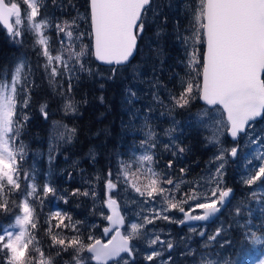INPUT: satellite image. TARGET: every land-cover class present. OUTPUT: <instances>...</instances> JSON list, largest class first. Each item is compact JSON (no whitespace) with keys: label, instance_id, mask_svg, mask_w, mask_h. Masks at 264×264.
Returning a JSON list of instances; mask_svg holds the SVG:
<instances>
[{"label":"snow or ice","instance_id":"snow-or-ice-1","mask_svg":"<svg viewBox=\"0 0 264 264\" xmlns=\"http://www.w3.org/2000/svg\"><path fill=\"white\" fill-rule=\"evenodd\" d=\"M43 6L42 0H0V26L13 43L21 46L25 37L31 35L33 51L38 57L35 69L22 57L9 72L0 74V215H12L10 223L0 225V264H55V257L70 249L71 262L65 264H137L141 257L148 264H175L171 240L161 239L155 227L149 229L148 225H155L157 220L180 226L203 221L204 224L190 226L188 230L211 242L221 236L223 226L207 236L204 229L209 222L219 220L223 211H230L232 222L247 223L245 217L252 215L248 201L254 200L264 213V137L249 139L250 144L260 147L253 148L254 154L244 158L246 166L241 179L250 189L247 197L233 206V189L223 186L228 158L233 161L238 158L240 134L248 137V130L255 122L264 120V0H194L193 29L185 43L190 40L192 44L187 67L195 76L182 79L179 92L169 93L167 103L153 93L152 104L145 106L147 115L141 129L144 138L140 141L139 154L121 160L117 170L113 172L110 168L104 178L102 208H107L109 214L103 210L98 214L101 221L107 223H92L86 227H82L83 221L73 220L72 215L59 206L61 201L68 204V195L60 192L51 180L37 183L34 172L24 167L26 145L21 135L30 118L25 109H29L38 87L35 74L42 70V77L53 89L62 87L61 81L67 79L66 91L57 94L66 96L65 115L74 114L76 105L68 95L72 92L73 77L80 73L94 75L88 66L92 58L109 66V79L133 67L131 62L139 51L138 42L145 33L147 18L149 15L160 17L164 5L157 0H89L87 33L79 30L76 19L54 22L46 18L41 14ZM53 27L55 45L46 34ZM86 37L88 43L84 42ZM138 75L133 67V79ZM157 85L158 82L153 83V87ZM125 91L126 103L133 105L139 98L137 92L131 86ZM100 100L103 102V97ZM195 100L208 106V110L198 114V119L210 131L207 142L217 148L210 162L215 163V168L206 184L195 182L181 191L184 181L176 182L168 171L173 170L174 159H168L161 169L156 149L162 145L171 157L178 158L186 148L174 136V126L165 130L168 140L161 141L150 127L151 113L153 105H157L166 109L160 115H170L176 109H189ZM47 107V103L39 105L45 120L48 119ZM213 113H219V118ZM130 115L133 121L139 119L136 111L130 109ZM175 123L173 121V125ZM75 131L54 122L51 138L71 143ZM225 136L233 141L230 148L224 146ZM49 159L51 161V155ZM185 171L180 168L181 173ZM14 193L19 196L14 197ZM122 193L126 197H122ZM69 195L96 197L95 191L80 188L73 189ZM123 198L137 207L122 214L118 201ZM46 200L49 209L44 217L47 227L43 231L51 241L49 247L56 249L54 255L45 253L37 237L41 213L35 202L42 206ZM170 212L182 215L170 216L167 214ZM198 228L201 230L197 231ZM96 229L107 239L95 235ZM241 239L243 243L233 254V264H247L246 248L252 246L261 248L255 264H264V229L258 232L249 228L241 233ZM225 243L231 244V241ZM185 255L195 256L196 253L189 249ZM201 264H215V261L204 258Z\"/></svg>","mask_w":264,"mask_h":264},{"label":"trees","instance_id":"trees-1","mask_svg":"<svg viewBox=\"0 0 264 264\" xmlns=\"http://www.w3.org/2000/svg\"><path fill=\"white\" fill-rule=\"evenodd\" d=\"M42 3L44 6L41 8V14L46 18L54 22L76 19L81 32L89 31L87 0H55V3L53 0H42ZM46 34L50 35L51 42L55 45V28L49 29ZM84 42H89L87 37ZM161 42L165 45L164 58L160 66L162 73L158 74L157 80L163 84L161 90H165L166 94L163 96L160 94L161 90H158L156 93L152 92V95L153 93L158 94L166 102L169 93L179 92L182 79L187 80L190 76L194 77L195 74L190 71L187 74V70H189L187 63L184 64L183 57L176 52L177 50L174 51V48H177L176 44H170L164 39ZM28 43V40L24 41L23 46L13 43L0 27V74L9 72L13 62L22 55V52L29 53L30 57L27 60L35 69L38 57L35 53L29 52ZM141 44L142 42L139 41L138 45ZM137 58L136 53L132 62L137 61ZM88 66L94 75L80 73L72 79V92L68 95L73 98L77 111L68 115H65L63 110L66 96L57 94L58 91H66L67 79L61 81L62 87L58 86L53 89L42 77V70L36 72L34 79L38 87L34 90L29 109H25L30 118L21 135V140L26 145L24 167L30 168L34 172L37 183L51 180L60 192L68 195V204L61 201L59 206L68 211L73 220L83 221L82 227L92 223H103L98 213L103 210L101 202L106 173L110 168L115 172L121 160H128L129 151L139 152L141 150L140 141L144 138V132L141 129L144 125V116L147 115L145 106L138 101L135 100L133 105L126 103L125 90L130 86V83L128 78H123L124 73L120 72L115 78L109 79L110 72L105 67L97 66L92 59L89 60ZM106 75L107 80L103 83L95 80L97 77L103 78ZM101 85H103L102 91L99 89ZM100 96L103 97V102L99 101ZM42 103L48 105L47 120L42 117L39 111V105ZM197 108L198 104L195 100L189 109H176L170 115H160L161 112H166V109L153 105L151 113L153 119L150 127L158 133L161 141H167L168 137L164 135L165 130L174 126L176 128L174 136L178 139V143L186 148V151L178 158L171 157L170 153L163 150L162 145L156 149L160 156L159 167L161 169L165 168V162L168 159H174L173 170L168 171L172 172L173 179L177 181L193 178H201L202 181V177L208 173V168L205 165L209 151L201 143L204 142V132L200 127L195 126L192 119L183 121L186 116L192 117ZM130 109L137 112L139 119L133 121ZM181 112L186 116L185 114L181 115ZM51 120L76 130L71 143L54 141L50 137ZM173 121L176 122L174 125ZM185 123H189V125L187 126ZM255 124L260 126L259 136L264 137V120H259ZM178 126L183 127L182 131ZM189 127L192 129L190 130ZM262 142L264 143V141ZM45 153H47L48 159H44ZM90 154L95 156L91 161L89 160ZM182 167L186 169L183 175L180 172ZM244 170L245 167L240 169L232 167L226 169L224 176V182L228 181L229 187L234 184L236 191L241 186L244 187V192L247 191L246 194L237 193L236 204L244 200L250 191L242 183L241 176ZM69 174L71 175L69 176ZM97 176H100L99 180L96 179ZM166 187L168 186L166 185ZM76 188L95 191V199L69 195ZM13 196L17 197L19 193H14ZM248 202L256 204L254 200ZM35 203L38 212L41 213V225L37 237L45 253L54 255L56 249L49 247L51 241L43 231L47 227L44 224V217L49 209V201H44L42 206L39 202ZM249 205L251 206V204ZM11 216V214L0 215V223H7ZM245 220L248 222L242 228L244 232L249 228H254L259 232L264 228L260 224L264 221V213H261V218L255 219L251 215V217L246 216ZM94 234L98 236L99 229L94 230ZM71 258L72 250L70 249L68 252L62 253L61 256L55 257V264L71 262Z\"/></svg>","mask_w":264,"mask_h":264},{"label":"rangeland","instance_id":"rangeland-1","mask_svg":"<svg viewBox=\"0 0 264 264\" xmlns=\"http://www.w3.org/2000/svg\"><path fill=\"white\" fill-rule=\"evenodd\" d=\"M159 4L164 5V7L161 10L160 17L153 18L152 15H149L147 18V27L145 29V33L143 34L142 39L140 40L142 42L141 45H138L139 51L137 52L138 58L137 61L131 62L132 66L137 69L139 75L134 80L133 79V67L126 68L122 70L121 73H124L123 78L129 79L130 86L133 90H135L138 94V101L141 105L146 106L149 104H152L151 95L152 92L161 90L163 87V84L160 83L157 80L158 74L162 73L160 71V66L164 58V47L163 43L161 42L163 39L170 43V44H176L177 48H174V51H176L180 56L183 57L184 64L187 63L188 60V52L191 51L192 44L189 40L188 43H185V40L188 36L191 35L192 29H193V19H192V7L194 5V0H157ZM195 2H198V0H195ZM162 17H166V22L162 19ZM159 33V35L157 34ZM25 40H28L27 46L29 47V52H33L32 47V40L33 37L31 35H28L25 37ZM24 40V41H25ZM187 48V52H186ZM19 57V58H18ZM17 58L20 59L22 57H30L29 53L24 54L22 52V55L18 56ZM17 59V60H18ZM41 62L43 61V58L41 57ZM16 60V61H17ZM15 64V62H14ZM13 64V65H14ZM11 66V68L13 67ZM10 68V70H11ZM107 71H109V68H106ZM189 73V70H187V74ZM97 82H105L107 80V75L103 78L97 77L95 79ZM158 82V85L156 87H153V83ZM100 91H102L103 87H99ZM161 95L165 96L166 92L165 90L160 91ZM102 97V96H100ZM99 97V101L100 100ZM165 99V98H164ZM167 102V99H166ZM204 110H208L205 106H199L196 109L194 115L189 118V116H186L185 113L181 112L182 114H185L184 120H190L194 122L196 127H200L204 132V142H201L202 145L209 151V155L207 158L206 167L208 168V173H206L202 177V181L206 184L207 178L210 175L211 171L215 168V163H210L216 154L217 148L215 145L209 144L207 142V137L210 135V131L207 127L202 126L203 121L198 119V114L201 113ZM213 115L216 116V118H219V113H213ZM50 122V137L52 135V129L54 122ZM57 122V121H55ZM187 126L189 123H185ZM177 126V125H176ZM179 127V126H178ZM183 127H179V129L182 131ZM191 130L192 128L189 127ZM259 129L260 126L256 125L251 128L248 134V137H245V135H241L239 137V147H238V158L237 160L233 161L232 158H228L229 163L226 164V169H231L232 167L235 168H241L246 166L245 157L249 156V154H254L252 152L253 148H259L260 145H252L249 143V139H255L256 137H260L259 135ZM224 139V146L225 147H231L233 146V143L229 142L225 137ZM131 150V149H129ZM93 153V152H92ZM139 152L135 151H129L127 159L132 158L134 155H138ZM44 159H48L47 153L43 155ZM94 154H90L89 160H93ZM245 171V170H244ZM230 176V175H229ZM201 177V176H200ZM201 179V178H200ZM231 180V177H229ZM227 184L228 181H225L224 184ZM244 187L241 186V188L238 190L237 193H244ZM252 206V215L255 219L261 218V211L259 210L260 205L254 204L251 202H248ZM131 205V204H129ZM236 205V202L233 206ZM137 207L136 205H132V208ZM146 207V206H145ZM139 210V209H137ZM18 211V210H16ZM147 214V213H145ZM219 220L214 221L209 226V232L206 233V236L208 234L213 233L217 228L223 226L224 231H222V234L220 237L217 238L216 241L208 242L206 241L205 237L204 240L200 241V249L198 253H196V257L198 260V263L195 264H201L202 259L209 258L215 261V264H233L234 262V253L237 252L240 249L241 244L243 243L241 239V233H244L243 227L247 224L244 221H241V223H234L232 222V215L230 211H223V213L219 216ZM263 219V218H262ZM12 220V216L9 218L7 223H10ZM7 223H0L7 224ZM156 225H148L149 229H152L155 227L156 234L161 236V239H164L163 237V229L166 226H169L168 222H162L161 220H157L155 222ZM260 224L264 227V221L260 222ZM241 228V230H239ZM264 229V228H263ZM206 230V229H205ZM231 241V244L225 243V241ZM205 244L208 246L205 247ZM214 246H210V245ZM221 244L224 246L221 247ZM190 248L187 249L186 252L190 249L192 252H195L192 247V245H189ZM141 247L143 248L144 245L141 244ZM247 252V264H255V260L258 258L259 254L261 253L260 247H249L246 248ZM189 257L192 255H188ZM142 257L138 259V264H148V262L143 263ZM189 264H192L189 262Z\"/></svg>","mask_w":264,"mask_h":264},{"label":"flooded vegetation","instance_id":"flooded-vegetation-1","mask_svg":"<svg viewBox=\"0 0 264 264\" xmlns=\"http://www.w3.org/2000/svg\"><path fill=\"white\" fill-rule=\"evenodd\" d=\"M183 174L184 173H181V175H183ZM175 181L179 182L177 180H175ZM183 181H184V183H183V187L181 188V191H184V190L188 189L189 187L193 186V184L195 182H199V184H201V185L205 184L203 181H201L200 179H197V178H193L191 180L184 179ZM227 184L225 183L224 186L229 187ZM231 188L233 189V194H232V198L231 199H232V204L234 205L235 204V196L237 195V192H236L234 184H232ZM122 197H126V194L122 193ZM104 199H105V188H104V185H103V200ZM103 200L101 202V206H102ZM118 202L121 205L122 214L125 211L129 210L130 208H132V205H129V203L126 200V198L120 199ZM185 207H187V206H185ZM102 209L107 214L106 208H102ZM197 211H200V210H197ZM167 214L170 215V216H177V217L182 215V214H180L178 212H170V213H167ZM161 221L162 222H167V221H164V220H161ZM212 223L208 224V227L206 228V230L204 229L205 233L209 232L208 231L209 230V226ZM103 224H105L104 221H103L102 225ZM193 225H202V224H186V225L180 226V225H177V224L169 223V226H166L163 229V236H164L163 238L171 240V242L174 245V248L172 250L171 255H172V260L175 262V264H189V262H191L192 264L198 263L196 255L195 256H190V257L188 255H185L187 249L190 248L189 245H192V247H193L192 250L195 251L194 253H198L199 251H201V249H200V241L204 240V237H201L198 234L190 232L188 230L189 227L193 226ZM156 227H158V226L156 225ZM200 230L201 229H199V228L197 229V231H200ZM98 237H100V238H102L104 240L107 239V237H103L102 232H101L100 229H99ZM211 242H213V241H211ZM210 246H214V245L211 244ZM167 255H168V252L165 251V256H167ZM142 262L146 263V261H143V260H142ZM138 263H139V261H137V264Z\"/></svg>","mask_w":264,"mask_h":264},{"label":"water","instance_id":"water-1","mask_svg":"<svg viewBox=\"0 0 264 264\" xmlns=\"http://www.w3.org/2000/svg\"><path fill=\"white\" fill-rule=\"evenodd\" d=\"M87 10H88V14H89V0H87ZM1 28H2V26H0ZM3 29V28H2ZM5 31V30H4ZM6 32V31H5ZM135 55V54H134ZM92 60H93V62L96 64V65H98V66H100V67H105V68H109V66L108 65H105V64H102L101 62H99V61H96L94 58H92ZM197 104L199 105V106H205L206 108H208V106L207 105H205L204 103H203V101H200V100H197ZM257 121H259V119L257 120ZM256 121V122H257ZM241 135H243V133H241L240 134V136ZM239 136V137H240ZM225 138L229 141V142H231V143H233V141L231 140V138L230 137H228V136H225ZM231 158V157H230ZM232 198V197H231ZM106 212H107V214H109V210L106 208ZM219 216H220V214H219ZM105 222V224L107 223L106 221H104ZM205 222H203V221H195V222H190V224H204ZM210 223H212V222H209L208 224H210ZM111 263V262H110Z\"/></svg>","mask_w":264,"mask_h":264}]
</instances>
